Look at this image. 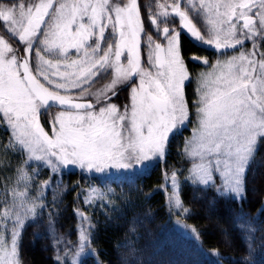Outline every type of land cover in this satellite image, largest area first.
I'll return each instance as SVG.
<instances>
[{
  "label": "snow or ice",
  "instance_id": "6c2138e0",
  "mask_svg": "<svg viewBox=\"0 0 264 264\" xmlns=\"http://www.w3.org/2000/svg\"><path fill=\"white\" fill-rule=\"evenodd\" d=\"M156 9L149 11L156 38L148 33L144 39L138 0L0 3V123L11 137L4 148L27 154L16 169L15 187L0 194V264H21L23 227L38 208L46 207L36 203L44 199L43 192L30 196L39 174L36 169L29 174L31 162L46 165L52 176L69 166L111 176L135 173L165 157L170 139L191 119L185 92L191 77L182 34L213 48L218 57L212 62L192 56L208 71L199 77L196 127L182 153L190 161L185 179L243 198L248 169L264 140V0H200L199 7L195 0H157ZM201 15L206 24L198 28L193 17ZM169 18H178V28L168 26ZM247 43L250 50L227 56L228 50ZM109 73V82L90 90ZM137 76L139 83L130 89L129 103L121 111L111 101L119 95V85ZM52 107L60 110L47 121L49 134L41 115ZM51 184L45 180L41 187L47 191ZM161 187H171V209L183 207L177 171L166 172ZM98 199L99 190L90 188L84 203ZM75 212L81 221L78 242L56 239L57 247L65 243L57 264H67L69 255L79 257L88 249L94 225L82 211ZM241 226L256 231L251 222ZM52 231L54 235V225ZM72 264H77L75 258Z\"/></svg>",
  "mask_w": 264,
  "mask_h": 264
},
{
  "label": "trees",
  "instance_id": "16d2710c",
  "mask_svg": "<svg viewBox=\"0 0 264 264\" xmlns=\"http://www.w3.org/2000/svg\"><path fill=\"white\" fill-rule=\"evenodd\" d=\"M145 2L139 0L143 17L147 9ZM191 53L203 52L192 48ZM205 55L210 61L217 56L214 50ZM127 91L119 89L117 97L127 101ZM185 92L193 115L194 76ZM48 116L47 112L41 115L45 127ZM191 125L190 122L170 139L165 157L124 176L102 177L78 167L52 176L46 165L38 167L36 162H31L27 171L31 174L36 169L39 174L31 183L30 196L35 198L43 192L44 199L36 203L46 207L42 211L38 208L37 214L23 227L21 264H57L56 256H63L65 243L57 247L56 239L63 237L73 245L78 242L81 221L76 209L88 216L94 227L90 250L86 249L79 257L69 255L67 264H72L74 258L77 264H264V140L259 142L248 169L243 198L237 199L218 194L214 186H194L185 179L190 161L182 153ZM10 140V130L0 123V194L6 187H15L16 169L27 160L24 152L5 151L4 146ZM173 170L178 173L180 185L183 207L179 210L171 209L170 187L167 190L161 187L165 173L170 175ZM49 179L52 184L45 191L41 185ZM219 183L216 179V184ZM90 188L98 189L101 199L86 205L84 198ZM184 208L189 211L185 213ZM247 222L255 226L254 233L241 226ZM76 250L72 247L71 251L74 254Z\"/></svg>",
  "mask_w": 264,
  "mask_h": 264
},
{
  "label": "rangeland",
  "instance_id": "374dc122",
  "mask_svg": "<svg viewBox=\"0 0 264 264\" xmlns=\"http://www.w3.org/2000/svg\"><path fill=\"white\" fill-rule=\"evenodd\" d=\"M2 1H3V0H2ZM195 1L198 3V6H199V4H200V0H195ZM215 2H216V0H205V3H206V4H209V3H215ZM155 11H157L156 7H155V9H154V12H155ZM169 11H170V9H169ZM200 11H201V13H203V10H202V9H201ZM202 16H203V15H202ZM205 24H206V20H205V18H204V16H203V25H205ZM146 36H147V35H146V33H145L144 39H146ZM205 46H207V45H205ZM207 47H208V46H207ZM209 48H210V47H209ZM211 49H213V48H211ZM250 49H251V43H247V44H245V45L243 46V48H239V47H238V48L235 49V50H228V52H227V56L237 55V54H239V52L242 51V50H250ZM213 50H214V49H213ZM74 58H75V56H74ZM217 58H218V57L216 56V57L212 60V62H215ZM143 59H144V62H145V66H147V65H146L147 57L144 56ZM125 62H126V61H125ZM33 64H35V61L33 62ZM33 66H34V65H33ZM196 69H197V70L195 71L196 74L194 75V92H195L194 104H195V105H196V100L198 99V96H197V93H196V89H197V87H198L200 74H202V73L208 71V67L202 64L201 66L197 67ZM195 72H194V73H195ZM110 79H111V73H109V74H108L107 76H105V77L102 76L100 80L98 79V80L92 85V87H91L90 90L94 92L97 88H99V87H101L103 84L109 82ZM133 81H134V83H132V84L128 87V88H129V91H130V89L132 88L133 85H137V84L139 83V77H138V76L135 77ZM126 84H129V83H125V84H121V85H119L117 90L121 89V88H122L123 86H125ZM129 94H130V92H129ZM111 103L117 104L118 106H120L121 111H123V106L129 103V99H128L127 101H121L119 97H115V98L112 99ZM52 108H54V107H52ZM54 109H55V110L48 109V110H46V111H43V113H46V112H47L48 115H49L47 121H49V120L51 119V117L55 116V114L60 110L59 108H54ZM193 111H194V114H193V115L191 114V116H194V119H193V120L190 119V121L186 124V127H187V126L189 125L190 122L192 123V125H191V127H190V134H189V136L186 138V140H187L188 138H190L193 129L196 127V121H197V116H196V106H194ZM45 130L48 131L49 134H51V127H50V126L45 127ZM186 140H185V141H186ZM184 146H185V143H184ZM161 158H162V157H161ZM161 158H159V159H161ZM156 160H158V159L153 160L152 162L148 163L146 166L150 165L151 163H153V162L156 161ZM36 163H37V162H36ZM146 166H145V167H146ZM145 167H144V168H145ZM68 168H75V166H69ZM86 171H87V170H86ZM90 173H96V172H90ZM96 174H99V175L102 176V177H104V176H108V175L101 174V173H96ZM129 174H131V173H129ZM124 175H128V174H119V175H117V174H113V175H111V176H117V177H118V176H124ZM216 179H218V181L220 182L218 176L216 177ZM169 183H170V181H169ZM170 192H171V187H170ZM178 223H179V222H178ZM179 224H180L181 226L183 225L182 222H180ZM183 226H184V225H183ZM185 233H187V234H189V235L192 234L190 231H187V232H185ZM87 252H88V251H87ZM85 253H86V252H83L82 254H85Z\"/></svg>",
  "mask_w": 264,
  "mask_h": 264
},
{
  "label": "flooded vegetation",
  "instance_id": "af4514ba",
  "mask_svg": "<svg viewBox=\"0 0 264 264\" xmlns=\"http://www.w3.org/2000/svg\"><path fill=\"white\" fill-rule=\"evenodd\" d=\"M160 2H165V0H160ZM166 2L170 3L171 0H166ZM138 3H139V0H138ZM156 3H157V0H146V2L144 4L146 6V8H147L146 11H145L146 15L144 17L142 16L143 19H144V21H145V25H146V35L148 33H151V34L154 35V39L156 38L155 37V30L150 25V22H149V11L151 10V11L154 12V9L156 7ZM195 4H196L197 7H199L198 6V3L196 1H195ZM193 22L196 24V26L198 28H201V26L203 25V16L201 15L199 18L193 17ZM164 26H165L164 23H161V25H160L161 31H162V29H163ZM168 26L169 27H176V28H178V26H179V20H178V18H176V19L169 18ZM106 46L107 45L105 44V47ZM181 46H182V55H183V58L185 60L186 67L188 69V72H189L190 77L192 78V76H194L196 74V72H195L197 70L196 68L202 65V62H200L198 60H193L192 59V56L195 55V56H199V57H206L207 59H209L205 55V53L207 54V51H211L213 49L205 46V44H202L201 42H198V41L194 40L193 38H191L189 35H186V34H182L181 35ZM192 48H195L197 50H200L203 53H201V55L193 54V53H191ZM184 50H187V51H184ZM74 56L75 55L73 54V56H71L70 59H73ZM103 77H105V76H103ZM133 80H132L131 83L126 84L125 86L122 87V88H126L128 90L127 91V100L129 99V92H130L128 87L132 83H134ZM187 83L188 82H186V86H187ZM186 86H185V90H186Z\"/></svg>",
  "mask_w": 264,
  "mask_h": 264
},
{
  "label": "water",
  "instance_id": "95a60500",
  "mask_svg": "<svg viewBox=\"0 0 264 264\" xmlns=\"http://www.w3.org/2000/svg\"><path fill=\"white\" fill-rule=\"evenodd\" d=\"M54 108H58V107H54Z\"/></svg>",
  "mask_w": 264,
  "mask_h": 264
}]
</instances>
